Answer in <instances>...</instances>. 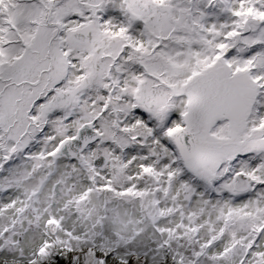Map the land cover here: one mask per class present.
I'll return each instance as SVG.
<instances>
[{"label":"snow or ice","instance_id":"snow-or-ice-1","mask_svg":"<svg viewBox=\"0 0 264 264\" xmlns=\"http://www.w3.org/2000/svg\"><path fill=\"white\" fill-rule=\"evenodd\" d=\"M0 264H264V0H0Z\"/></svg>","mask_w":264,"mask_h":264}]
</instances>
